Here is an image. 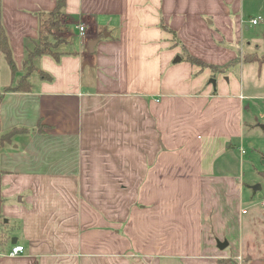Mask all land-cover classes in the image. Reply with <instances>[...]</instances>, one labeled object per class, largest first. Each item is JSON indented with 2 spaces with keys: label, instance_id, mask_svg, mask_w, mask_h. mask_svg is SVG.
Returning <instances> with one entry per match:
<instances>
[{
  "label": "crops",
  "instance_id": "0c3cea01",
  "mask_svg": "<svg viewBox=\"0 0 264 264\" xmlns=\"http://www.w3.org/2000/svg\"><path fill=\"white\" fill-rule=\"evenodd\" d=\"M55 4L0 0L18 69L0 80V131L18 129L0 151L1 214L18 227L0 264H243L242 184L224 166L264 122L262 84L243 76L264 61L213 78L181 56L261 55L240 0H66L59 59L34 57L30 90L6 91Z\"/></svg>",
  "mask_w": 264,
  "mask_h": 264
},
{
  "label": "rangeland",
  "instance_id": "374dc122",
  "mask_svg": "<svg viewBox=\"0 0 264 264\" xmlns=\"http://www.w3.org/2000/svg\"><path fill=\"white\" fill-rule=\"evenodd\" d=\"M240 8L245 13V20L249 25L247 30H243L246 39L248 41L255 39V42L259 44L257 52L264 53V0H240ZM253 17L258 19L257 24L250 22ZM248 64L244 67L245 80L248 83L253 79L259 80L262 84L259 90L264 92V65L260 71L261 78L257 76L259 71L257 64ZM4 69L9 72L4 56L1 54L0 80L3 79ZM235 72L239 75V68ZM261 124L263 126L264 122ZM262 126L260 124L255 126V131L251 130V135L243 139V154L240 155L237 143L232 142L230 149L234 166H224L225 170L235 174L242 184L241 203L246 208V213L242 215L240 224L243 232V256L264 257V179L262 177L264 172V128ZM255 185H260V187L253 190L252 186ZM4 228H9V235L12 234L11 241L16 238L17 235L14 232L18 227L15 224L13 226L8 223Z\"/></svg>",
  "mask_w": 264,
  "mask_h": 264
},
{
  "label": "trees",
  "instance_id": "16d2710c",
  "mask_svg": "<svg viewBox=\"0 0 264 264\" xmlns=\"http://www.w3.org/2000/svg\"><path fill=\"white\" fill-rule=\"evenodd\" d=\"M65 6L66 0H56L55 7L50 11L37 12L38 17V37L35 41V45L32 50L28 51L26 59L22 62V70L24 72L21 76L10 86L6 88V91H28L30 90V83L28 77L30 73L35 69L33 65V58L36 56L50 55L56 60L59 59L61 52L58 51L60 43L63 38L59 35V29L61 22L65 16ZM160 26L173 33L176 37V42L180 41L177 39L176 33L167 27L165 24L161 23ZM0 51L2 52L4 59L6 60L9 68L11 69L12 75L17 72V65L14 61L12 51L10 48L9 40L5 32L4 27L0 23ZM182 59L201 67L202 69L209 68L212 72V77L214 78L218 73H227L230 69L240 64V62H252L257 61L261 64L264 61V53L258 55L257 53L245 54L242 57L237 56L225 62L224 64L216 65L204 62L202 59L190 54L185 47L182 45ZM48 76V75H47ZM45 78L46 75L42 74ZM48 78V77H46ZM50 78V76H49ZM48 78V79H49ZM18 131V129H12L8 132L0 131V151L1 149L10 142L11 135ZM264 179V172L262 173ZM2 205V195L0 189V243H6L9 240V228H4L8 225L5 222L1 214ZM252 256H242L243 264L247 262Z\"/></svg>",
  "mask_w": 264,
  "mask_h": 264
},
{
  "label": "built area",
  "instance_id": "2783aa9c",
  "mask_svg": "<svg viewBox=\"0 0 264 264\" xmlns=\"http://www.w3.org/2000/svg\"><path fill=\"white\" fill-rule=\"evenodd\" d=\"M250 22L252 24H257L258 23V19L257 18H252V19H250ZM77 28H78L80 37H83L84 34H85V31H86L84 23H79ZM238 149H239L240 155L244 153V148H243L242 143L239 144ZM263 203H264V200H263ZM23 250H24V248H23L22 245L15 244L14 246H12V248H11V250L9 252V255L10 256H15V255L23 252ZM238 259L241 260V256H238Z\"/></svg>",
  "mask_w": 264,
  "mask_h": 264
},
{
  "label": "water",
  "instance_id": "95a60500",
  "mask_svg": "<svg viewBox=\"0 0 264 264\" xmlns=\"http://www.w3.org/2000/svg\"><path fill=\"white\" fill-rule=\"evenodd\" d=\"M96 42H97V40H92L89 42L90 51L93 50L94 44H96ZM179 60H180V57H177L174 61H179ZM212 81L215 82L214 79ZM259 187H260V185L252 186L253 190H256ZM15 241H16V239L13 238L12 243H15ZM227 245H228L227 240H217V246L219 249H224Z\"/></svg>",
  "mask_w": 264,
  "mask_h": 264
}]
</instances>
